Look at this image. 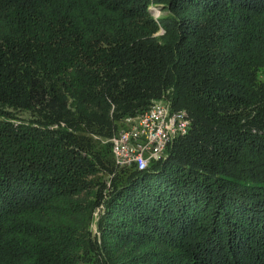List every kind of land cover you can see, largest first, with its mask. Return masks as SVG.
<instances>
[{
    "label": "trees",
    "instance_id": "obj_1",
    "mask_svg": "<svg viewBox=\"0 0 264 264\" xmlns=\"http://www.w3.org/2000/svg\"><path fill=\"white\" fill-rule=\"evenodd\" d=\"M154 103L187 132L116 167ZM0 264H264V0H0Z\"/></svg>",
    "mask_w": 264,
    "mask_h": 264
},
{
    "label": "built area",
    "instance_id": "obj_2",
    "mask_svg": "<svg viewBox=\"0 0 264 264\" xmlns=\"http://www.w3.org/2000/svg\"><path fill=\"white\" fill-rule=\"evenodd\" d=\"M188 127L184 112L170 111L164 104L154 103L139 116L126 119L124 127L109 139L114 165L144 169Z\"/></svg>",
    "mask_w": 264,
    "mask_h": 264
},
{
    "label": "rangeland",
    "instance_id": "obj_3",
    "mask_svg": "<svg viewBox=\"0 0 264 264\" xmlns=\"http://www.w3.org/2000/svg\"><path fill=\"white\" fill-rule=\"evenodd\" d=\"M151 13L153 15L154 18H158L159 16L162 15L161 11H159L158 8L155 7H151ZM156 38H161L163 36L162 32H158L156 35ZM124 127V126H123ZM103 210V206H98L97 208H95V210L93 211L92 217H91V222H90V231L91 233L94 235V233L96 235H98V233H96L97 231V222L99 220L100 214L102 213Z\"/></svg>",
    "mask_w": 264,
    "mask_h": 264
}]
</instances>
